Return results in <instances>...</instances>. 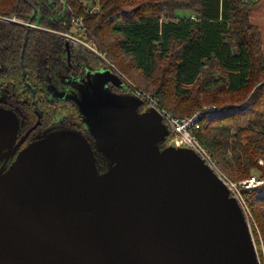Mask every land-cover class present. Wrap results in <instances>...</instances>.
Here are the masks:
<instances>
[{
  "label": "water",
  "instance_id": "95a60500",
  "mask_svg": "<svg viewBox=\"0 0 264 264\" xmlns=\"http://www.w3.org/2000/svg\"><path fill=\"white\" fill-rule=\"evenodd\" d=\"M89 86L69 98L100 165L85 135L63 129L6 167L28 134L17 142L20 120L0 107V264H261L227 187L191 149L160 146L158 113Z\"/></svg>",
  "mask_w": 264,
  "mask_h": 264
},
{
  "label": "trees",
  "instance_id": "16d2710c",
  "mask_svg": "<svg viewBox=\"0 0 264 264\" xmlns=\"http://www.w3.org/2000/svg\"><path fill=\"white\" fill-rule=\"evenodd\" d=\"M98 1L93 12L83 0H0L2 101L28 127L37 120L35 101L44 127L58 120L83 123L71 101L56 106L45 99L47 78L57 82L63 73L61 34L76 27L74 34L85 32L93 47L121 66L127 57L132 69L150 77L153 94L176 117L201 113L197 139L234 182L254 173L264 179V49L261 29L250 19L258 1ZM178 10L191 13L179 17ZM174 137L168 131L160 146H170ZM243 193L264 264V184Z\"/></svg>",
  "mask_w": 264,
  "mask_h": 264
},
{
  "label": "flooded vegetation",
  "instance_id": "af4514ba",
  "mask_svg": "<svg viewBox=\"0 0 264 264\" xmlns=\"http://www.w3.org/2000/svg\"><path fill=\"white\" fill-rule=\"evenodd\" d=\"M19 24H22V23H19ZM27 24H30V23H27ZM25 26L28 27L29 29L33 28L27 25ZM35 29H41V27L35 28ZM65 41H66L67 49L62 54V64H61V69L63 70V73L60 74V76L57 79V82H53V80L50 79L49 77L46 80L47 84H46L45 99L48 103L54 104L56 106L61 105V104L71 103L72 108L78 111L77 110L78 108L76 107L75 102H72L73 100H71L70 98L74 95L80 98L84 94L89 93L91 91L89 84H102L103 85L102 91L109 94L110 96H124V97L134 96L130 94L129 91H127L123 87L124 85L119 87V86H116L111 81L114 73L111 72L109 69H107L105 65L94 54L85 50L81 46L72 43L71 41H68V40H65ZM23 56L24 54L22 51V58ZM105 78H108L110 80L107 82H104ZM69 101L71 102L69 103ZM34 104L36 106L35 110H37L36 111L37 120L33 125L28 127L25 117L15 112L13 108H9L6 105V103L2 101V93L0 95V107L8 109V110H12L20 120V128H19L17 142L22 140L23 137H25L28 134L24 143L19 148L18 152L15 154L14 157H12L7 162L6 167H9L13 163V161L17 158V154L20 151H22L24 148H26L28 145H30L34 141H37L40 137L43 136L45 132L63 130V129L75 130L85 135L90 141V143L93 145L94 151H96V158L98 160V163L100 162L101 155L95 148V139L92 136V131L90 130L89 127H87L85 123L58 120V121L51 122V124L44 127L43 126L44 112L42 111V109H40L38 105V101H35Z\"/></svg>",
  "mask_w": 264,
  "mask_h": 264
},
{
  "label": "built area",
  "instance_id": "2783aa9c",
  "mask_svg": "<svg viewBox=\"0 0 264 264\" xmlns=\"http://www.w3.org/2000/svg\"><path fill=\"white\" fill-rule=\"evenodd\" d=\"M7 20L15 22V23H22L24 25H27L29 27L33 28H40L38 26L32 25V24H27L23 23L22 21L18 20L17 18H8ZM81 23V20L78 21ZM66 37L65 39L68 41H71L74 44H77L84 48L87 51H90L92 53H95L94 55L98 57L102 62V53H98L94 47L92 46L91 43L88 41H81L80 39L76 37H71L67 34H65ZM81 44V45H80ZM85 46H83V45ZM113 67V66H112ZM114 68V67H113ZM111 71V70H110ZM112 72V71H111ZM121 80L122 82L126 85L127 80L123 77L118 75L116 72H114ZM129 86V83H128ZM130 87V86H129ZM138 94V93H136ZM150 100V103H147L145 99L144 103L148 104V106L152 109L155 110L158 115L161 117L163 124L167 127V129L172 132V134L175 136L171 146L175 148H188L194 151L204 162L208 167L213 171V173L220 179V181L227 187L229 190L231 196L237 200V202L240 204L246 219L251 226V217L252 214L250 212V209L247 204V199L242 191L243 189H251L255 188L261 184H263L262 181H259L256 179V177H252L249 180H245L241 182L240 184L235 183L228 175H225L220 169L219 165L215 161V159L212 158V156L209 153V150L204 147L197 139L196 132L200 128L199 124V114H194L191 116H186V117H176L172 112H169L165 110L164 108L161 107L159 101L153 97H148ZM219 166V167H218Z\"/></svg>",
  "mask_w": 264,
  "mask_h": 264
},
{
  "label": "rangeland",
  "instance_id": "374dc122",
  "mask_svg": "<svg viewBox=\"0 0 264 264\" xmlns=\"http://www.w3.org/2000/svg\"><path fill=\"white\" fill-rule=\"evenodd\" d=\"M83 3L86 5V7L88 9H90L91 11L95 12L99 9V1L98 0H83ZM190 11L188 10H178L176 12V15L179 16V17H189L190 15ZM3 19H8L7 17L3 18ZM31 24V23H30ZM33 25V24H32ZM76 28V27H75ZM74 27H72V30L70 31H67V33H64V34H61L62 37L65 36V34L71 36V37H76L78 39H80L81 41H87L86 40V36H85V32H82V34H84V36H81L80 35H77V34H74V31L76 32V29ZM81 29H79V31H83L84 28H83V25L80 26ZM46 28H43L41 27V29L39 30H42L44 31ZM66 38V37H64ZM72 41V40H71ZM81 45V44H80ZM83 45V44H82ZM85 46V45H83ZM94 49L100 54L102 53V60L104 61L103 64L105 65V67L109 70H111L113 73L116 72L118 75L120 76H123L126 80H127V84L125 85L123 83V87L129 91L130 94L136 96L137 98H139L141 101L143 99H145V101H147V103H150V100L148 99V97H153L155 99H157L161 105L162 108H164L165 110L171 112L170 110H168L165 106H163L161 100L156 97V95L153 94V80L150 79V77H147V76H143L139 71L135 70V69H132L131 68V65L129 64L128 60H127V57H124V60L126 61V67H123L121 66L119 63H117L116 61H114L113 59H111L107 54L99 51L97 48L94 47ZM90 52V51H89ZM92 53V52H90ZM92 54H95V53H92ZM114 68H113V67ZM161 71H160V75H161ZM114 75H116L114 73ZM117 76V75H116ZM118 77V76H117ZM119 78V77H118ZM120 81H122L120 78H119ZM128 83H129V86H128ZM138 93V94H136ZM144 103V101H142ZM150 107L148 106V104L144 103V107H143V111L146 110V111H150ZM194 114H199L201 115V113H194ZM192 114V115H194ZM191 116V115H189ZM186 117V116H185ZM171 146V144H170ZM204 146V145H203ZM205 147V146H204ZM210 153V152H209ZM211 155V153H210ZM212 156V155H211ZM213 158V156H212ZM214 159V158H213ZM216 161V160H215ZM217 162V161H216ZM260 165H264V160H261L260 161ZM219 167V166H218ZM220 168V167H219ZM221 169V168H220ZM222 171V170H221ZM223 172V171H222ZM224 173V172H223ZM225 174V173H224ZM226 175V174H225ZM252 177H256L257 180L259 181H262L263 184H264V179H261V178H258L257 177V174L254 173V175H252L250 178L246 179V180H249L251 179ZM245 181V180H243ZM243 181H239V182H235L237 184H240L241 182ZM262 185V184H261ZM260 186V185H259ZM258 187V186H257ZM256 188V187H255ZM252 189V188H251ZM245 189L242 188V191H244ZM252 214V213H251ZM251 224L252 226L254 227V225L256 224L255 223V220H254V217L252 215L251 217ZM257 228V227H256ZM253 233V231H252ZM254 237V235H253ZM254 241H255V238H254ZM256 245V243H255ZM257 249V247H256ZM258 251V250H257Z\"/></svg>",
  "mask_w": 264,
  "mask_h": 264
},
{
  "label": "crops",
  "instance_id": "0c3cea01",
  "mask_svg": "<svg viewBox=\"0 0 264 264\" xmlns=\"http://www.w3.org/2000/svg\"><path fill=\"white\" fill-rule=\"evenodd\" d=\"M258 1L257 6L251 15L252 23L258 25L262 32V41H263V49H264V0H254Z\"/></svg>",
  "mask_w": 264,
  "mask_h": 264
},
{
  "label": "bare ground",
  "instance_id": "6f19581e",
  "mask_svg": "<svg viewBox=\"0 0 264 264\" xmlns=\"http://www.w3.org/2000/svg\"><path fill=\"white\" fill-rule=\"evenodd\" d=\"M253 189V188H252Z\"/></svg>",
  "mask_w": 264,
  "mask_h": 264
}]
</instances>
